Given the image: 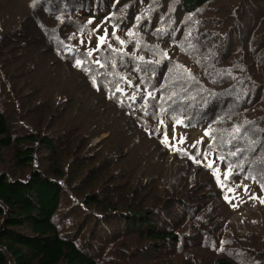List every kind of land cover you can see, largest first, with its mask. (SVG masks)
<instances>
[{
	"label": "rangeland",
	"instance_id": "obj_1",
	"mask_svg": "<svg viewBox=\"0 0 264 264\" xmlns=\"http://www.w3.org/2000/svg\"><path fill=\"white\" fill-rule=\"evenodd\" d=\"M39 1L42 9L26 0H0V112L7 117L12 125L10 128L15 129V135L41 136L51 132L49 136L55 141L60 156L66 157V164L72 158V148L79 145L80 152H84L83 159L88 162L85 172L91 168L93 170L87 174V182L89 184L91 179V183L84 188V184L81 187L70 175L66 178L67 193L78 201L87 190H98L101 196H105L106 202L108 193L110 200L122 207L132 199V189L142 186L155 193L174 196L184 178L194 194V200L187 199L184 203L185 199H181L186 210L184 218L174 213L177 219L173 221V226L178 227L177 233L181 234L184 243H188L190 237L192 244L201 245L198 251H190L196 264H210V260L217 256L237 264H264V239L262 234L256 232L257 228L264 231V203L261 202L264 195L259 185L244 177H236L233 171L230 178L224 181L227 166H223L221 160H213L211 155L209 161L213 168L209 171L197 170V162L192 165L180 151L187 146L199 145L197 142L200 140L205 142L206 150L211 144L214 123L213 126L206 123L200 128L175 124L173 116L162 118V114H158L160 103L156 98L175 82L179 86L178 91L186 88L204 97L205 104L199 105L203 112L201 118L223 123L220 132L222 129L234 132L239 127L240 139L264 135V13H256V9L248 8L249 2L245 0H211L191 16L175 9L179 0H119L118 3L117 0H87L90 6L85 0H59L57 7L48 0ZM158 12L162 16L168 14L169 19L164 17L161 20ZM137 16L141 17L139 22L135 19ZM224 16H227L226 20H223ZM71 18L88 25V31H73ZM89 20L92 22L88 23ZM120 20L128 24L131 35L128 34L129 30H117ZM175 22H179L177 27L170 30L163 28ZM254 24L262 26L259 29L261 33H257L256 29L251 30ZM143 25L147 31L151 28L155 32L144 30L146 41L150 43L148 47L156 49L155 42L162 41L157 29L176 40L170 45V63L154 70L161 79H165V83L161 82L150 89L138 84L140 93H135V101L143 98V102L153 108L150 119L157 124L136 113L135 109L119 107L98 92L83 88L84 80L71 69L72 62L75 66L76 59L83 54L79 49H95L97 38L104 36L105 31L107 36L103 45L113 42L110 36L115 31V37L119 38L116 40H123L124 44L119 45L124 46L136 42L137 29ZM229 30L232 38L224 53L228 55L227 60L220 62L214 59L208 64L218 70L217 79L207 77L208 72L202 65L191 68L194 60L197 64L205 60V52L209 57L217 58L216 49L227 44ZM245 30L251 31L246 37H241L239 33H245ZM192 32L195 33L190 38L180 41V35L185 38ZM81 41L84 44L79 45ZM200 41L204 44L202 49L199 48ZM196 42L198 50L194 49ZM65 45L73 46L76 51L70 54ZM71 55H75L72 61L68 57ZM90 59L95 61L97 57L92 55ZM150 73L148 71L149 76ZM161 85H164L163 89ZM145 89L154 92L155 98L146 102ZM156 128L163 130L160 138ZM99 131L104 133L99 135ZM165 131L169 137L168 144L161 143ZM205 131L211 132L212 136L205 135ZM180 137H183V143H180ZM13 153L12 148L4 150L0 172L27 178L29 168L17 167L11 158ZM40 153L37 166L46 163ZM189 156L193 157L191 154ZM215 169H218L219 178L225 184L223 188L213 175ZM206 172L210 173L207 175ZM209 177L215 182V189L208 186ZM244 185H247V192ZM77 186L79 189L76 191L85 192L76 195L74 188ZM229 187L233 192L227 191ZM118 188L119 193L110 196ZM216 189L226 205H221ZM225 195H228V200ZM250 196L256 198L250 199ZM71 197L68 201L73 203V209L67 210L63 202L57 218L65 226L72 225L71 230L82 223L86 226L85 231H88L90 226L96 224L93 214L89 209L82 210V205L77 200L71 201ZM172 205L175 210L176 202ZM77 210H82L81 217L73 215ZM62 214L67 216L68 221L64 222ZM189 216L190 221L182 222L180 226L179 222L187 220ZM116 221L113 219L109 223L105 220L112 230L116 225L111 223L117 224ZM88 233L90 238L86 239L84 250L91 252L97 261L100 260L98 264H188L178 258L177 250L171 249L166 253L160 249L154 252L143 240L127 232L116 231L108 238H103L102 230L94 237L93 232L89 230ZM83 236H80L81 246L84 244ZM203 245L210 248L203 249Z\"/></svg>",
	"mask_w": 264,
	"mask_h": 264
},
{
	"label": "trees",
	"instance_id": "obj_2",
	"mask_svg": "<svg viewBox=\"0 0 264 264\" xmlns=\"http://www.w3.org/2000/svg\"><path fill=\"white\" fill-rule=\"evenodd\" d=\"M26 1L31 2L34 7L41 8L39 0L35 3H33L35 0ZM48 1L55 7H57L59 3V0ZM85 1L86 4L90 6V2L87 0ZM102 1L106 2V0ZM210 1L211 0H179L177 5H175V9L191 16L197 9L207 6ZM245 1L249 2L248 8L256 9V13H264V7L261 11V6H264V0ZM108 2L110 1L108 0ZM97 3H99V1H97ZM241 13H244V11ZM158 14L161 20H164V17H166V20L169 19L168 14L164 16L159 12ZM226 19L227 16H224L223 20ZM71 23L73 31L77 32V29L80 30L82 28L84 31H88L89 29L88 25L86 26V24L75 18H71ZM83 24L86 27L83 26ZM178 25L179 22H177V24L175 22L163 28L170 30ZM255 29L258 30L257 33L262 32L259 30L262 29L260 25L257 26L254 24L251 30ZM117 30L124 32L130 30V27H128L127 23L120 20L119 25H117ZM137 30L138 33L135 36L136 42H129L121 46L118 40L113 37V33H111L110 38L113 42H110V44L112 47L109 48V44L102 45L99 52L93 53V56L99 57L101 62L105 64V68H99L95 63H85L81 67H77L76 65L74 66L72 62L71 69L84 80L83 88L88 87L91 91L98 92L106 100L119 105V107H130L131 109H135V112L139 115L147 117L148 120L155 122L154 119H150L152 118L150 111H152L153 108L151 106H145L143 98L135 102L128 99L130 94L135 90L133 87H129L127 83L120 80V77H127L132 81L133 85L142 84L143 87H147L146 89H150V87L161 82L165 83V79H161L159 74H155L154 70L170 63L168 61V59H171L168 54L171 52L170 45L176 40L173 41L169 34H164L160 31L159 36L162 43L159 41L155 42L157 48L154 49L148 47L150 43L146 41L147 38L144 34V30L147 31V28L143 25ZM251 30L243 31L245 33L240 32L239 35H241V37H246ZM147 32L155 33L151 28ZM194 33L195 32L188 34L185 38H181L180 35V41L184 42V40L188 39V37L190 38ZM176 37L177 36H175V38ZM231 38L229 30L227 44L222 45L219 50L216 49L218 53L217 58L213 56L209 57V54L205 52L203 53V59L205 60L198 61V64L194 60L191 68L200 67L202 65V68L208 72L206 74L207 77L217 79L218 70H214L208 64L214 62V59H218L220 62L227 60L228 55L224 53L228 47L227 45L231 42ZM82 44L84 43H80L79 45ZM197 45L198 43L196 42L194 49H196ZM199 48H204V44H201V41ZM79 50L83 53L80 57L81 60L91 61V57L84 55L87 52L86 50ZM163 53H167V57H164L162 55ZM160 55L162 57L159 59L152 58ZM68 57L70 61L75 59V55ZM139 57H143V60H140ZM156 61H159V63H156ZM113 64L115 67L112 66ZM84 68H89L90 71H85ZM148 71L151 72L150 76L148 75ZM108 72H111L112 75H107L106 73ZM93 76L96 77L95 84L93 83ZM208 82H213V80H209ZM116 83L121 84L124 89V94L116 93L113 95ZM127 87L129 90H127ZM178 88V84L172 82L168 88H165L164 92L159 93L156 97L157 103H160V111L158 114H162V118L173 116V119L183 121L182 124L186 128H200V126L206 123L209 125H212V122L214 123V126L212 125L213 136L211 132L209 134V137L212 136L211 144H208L209 147H207L206 150L204 148L205 142L200 140L202 142L199 145H195V147L187 146L180 151L183 153L184 157H188L187 161L192 165L196 164V162L190 158L189 154H191L196 157V160L201 159V162L196 164L199 166L197 170L209 171L210 168L207 167V164L210 160V155L213 160H219L218 157L224 155L225 159L221 161L223 166L228 167L229 164L236 165V167L233 168L235 176L244 177L247 181L258 184L264 195V187H262V185H264V163H258V161L264 159V151L262 150L264 147V141H262V139L264 140V135L261 134L259 138L256 137L254 139L251 137L240 139L238 134L236 139H233V132H231L230 129L226 131L222 129L221 132L223 133H221L219 129L224 126L223 123L209 120L208 118H201L203 112L200 106L205 104L204 97L201 94H193L191 92L193 90L188 91L186 88H182L178 91ZM262 90L264 91V86ZM137 93H140V91ZM173 93L177 95L173 97L172 100H168V97H172ZM161 97H164V99H160ZM196 97L198 99L197 103ZM7 99L10 101L9 96H7ZM161 109H164V111H161ZM11 126L7 117H5L3 112H0V159L2 158L4 150L12 148L14 153L11 158L14 164L17 167H27L30 171L28 172L27 178H17L0 172V264H98L100 260L97 261L92 256L91 252L84 250L86 239L90 238L88 233L89 230L93 232L92 237H94L99 230L104 231L103 238H108L110 234H114L116 231L127 232L143 240L154 252H159L160 249H163L166 253L171 249L174 251L177 250L179 259L185 260L188 264H196L193 257L190 256V251H198L201 245L197 243L192 244L190 237L189 242L184 243L180 236L181 234L177 233L178 227L173 226V221L177 219V217L173 216L174 213H176L179 218H184L186 210L185 207L182 206L181 199H185L183 201L184 203L185 201L187 202V199L191 201L194 200V194L187 187V182L183 180L184 178L178 190L174 193V196L155 193L152 189H146L145 186L132 189V199L127 202L128 204H122L124 208L112 202L109 198V194L106 192L105 193L108 195L106 197L107 202L105 201V196L103 194L101 196V192L99 193L98 190H87L86 193L83 190L76 191V189H79L77 186L74 188L76 195L85 192L83 198H79L78 201L77 198L74 199V196L67 193L66 178L70 175L75 182L80 183L81 187L82 184H84V188L88 184L87 174L93 170V168H91L85 172L84 168H87L86 164H88V162L83 159L84 152H80L79 145L77 144L72 148V158L70 157L69 163L66 164V157L60 156L55 141L49 136L52 134L51 132L43 133L41 136L37 134H26L25 136H21V134L15 135L16 133L13 132L15 129H11ZM102 133H104V131H99L97 134L101 135ZM162 133L163 130L160 129L158 138L161 137ZM249 141L255 142L254 145L246 148V150L237 157L227 155V153L234 150L235 147L245 148ZM39 151H41V156L46 160V163L44 165L41 164V166H37ZM198 151L200 153L199 155H197ZM205 151L211 153L207 159L202 157ZM74 153L79 154V156L76 157ZM241 160H245V163L242 165L240 163ZM34 166H36V168H34ZM208 173L210 172H206L205 174L208 175ZM209 179L208 186L215 189V182L211 177H209ZM90 180L88 185L91 183ZM122 185H125V183ZM120 188L126 190L125 187ZM118 191L119 188L114 189L110 193V196L119 193ZM219 192L220 191L217 190L218 198L222 205L224 203L221 201ZM69 197H71L70 200H77V202L82 205V210L89 209L92 212L96 224L90 226L88 231H85L86 226L82 223L80 225L77 224V228L74 227V229L71 230L70 227H72V225L65 226L62 224L63 222L57 218L62 205L65 204L67 210L73 209V203L68 201ZM175 202L176 206L174 210V205L172 204ZM196 206H194V209H196ZM261 207L262 206H260V208ZM82 210L74 211L73 215L81 217L83 215ZM119 210L124 211V213L119 212ZM190 216L187 220L180 221L179 224L190 221ZM62 219H64V222L68 221L66 220L67 216H63V214ZM113 219L117 220V224H115V222L111 223L116 225L115 230H112L111 226H109V223ZM105 220L109 221V223L107 224ZM181 225L182 224H180V226ZM256 232L262 234V238L264 239V231L257 228ZM81 234L84 235L83 246H81L80 243ZM205 247L210 248L206 245H203L202 248L205 249ZM210 264L237 263H233L225 257L217 256L210 260Z\"/></svg>",
	"mask_w": 264,
	"mask_h": 264
},
{
	"label": "snow or ice",
	"instance_id": "obj_3",
	"mask_svg": "<svg viewBox=\"0 0 264 264\" xmlns=\"http://www.w3.org/2000/svg\"><path fill=\"white\" fill-rule=\"evenodd\" d=\"M118 2H119V0H117V3H118ZM110 18H111V17L106 18V19H110ZM135 19L137 20V22H139L140 19H141V17H140V16H137ZM91 22H92L91 20L88 21V23H91ZM135 26H136V25H134V27H135ZM98 27H99V26H98ZM80 31H84V29L82 28V29H80ZM157 31L159 32V31H162V30H161V29H157ZM128 34H129V35L132 34L131 29L129 30V33H128ZM106 36H107V32L105 31V35H104V36H99V37L97 38V47H96L95 49H92V50L87 51L86 54H84V55H86L87 57H91V56L93 55L94 52H99L100 49H101V46L104 44V41H105ZM113 37H115V31L113 32ZM115 38H116V39H119L118 37H115ZM69 39L71 40V39H73V37H69ZM62 43H63V42H62ZM81 43H83V41H81ZM119 43H120L121 45H123V44H124V41H123V40H119ZM108 47L111 48V47H112L111 44H109ZM65 48L67 49V51H68L70 54L76 51V49H75L73 46H70V45H65ZM116 51H119V50H116ZM162 55H163L164 57H167V53H163ZM139 59H140V60H143V57H139ZM85 63H95L99 68H105V64L101 62V60H100L99 57H98L95 61H87V60H81V59H76V61H75V64H76L77 67H81V66H82L83 64H85ZM156 63H159V61H156ZM112 66L115 67L114 64H113ZM84 70H85V71H90L89 68H84ZM137 70H138V69H137ZM106 74H107V75H112L111 72H108V73H106ZM120 80H122V81H124L125 83H127V85H128L129 87H133V88H134L135 91L133 92V94H132L131 96L128 97V99H130V100H132V101H135V99H136V94H135V93H136L137 91H140V86H139V85H133V84H132V81H131L129 78L124 77V76H121V77H120ZM95 81H96V77L93 76V83H94V84H95ZM163 88H164V85H161V89H163ZM145 91H146V93H147L146 96L144 97V99H145L146 102H147V100L150 99V98H155V94H154V92L147 91V90H145ZM116 93L124 94V89H123V87L121 86L120 83H116V84H115V91H114L113 95H115ZM176 95H177L176 93H173L172 97H168V100H172L173 97H175ZM160 99H164V97H161ZM145 106H147V105L145 104ZM161 111H164V109H161ZM146 114H147V113H146ZM160 123H161V125H162V124H163V121H161ZM180 123H183V121H181V120H179V119H177V120L175 121V124H180ZM157 131L159 132V131H160V128H158ZM240 131H241V129H240L239 127H237V128L234 130V132L232 133V137H233V139H236V137H237V135L240 133ZM209 134H210V133H209L208 131H205V135H209ZM173 138H175V135L173 136ZM168 142H169V137H168V135H167V133H166V131H165V133H164V135H163V138H162V140H161V143L168 144ZM183 142H184V141H183V137H180V143H183ZM201 142H202V141H198L197 144H199V143H201ZM254 143H255V142H253V141H249V143L246 145L245 148L235 147L234 150L228 152L227 155L232 156V157H237V156L240 155L242 152H244V151L246 150V148H248V147H252V146L254 145ZM194 147H195V145H194ZM210 148H211V145H210ZM199 154H200V153H199V151H198V152H197V155H199ZM210 154H211L210 152H205L203 155H204L205 159H207V157H208ZM190 158L193 159V160H194L195 162H197V163H200V162H201V161H199V160H196V157H194V156H193V157H190ZM218 159L221 160V161H223V160L225 159V156H224V155H221V156L218 157ZM240 163H241V165L244 164V163H245V160H241ZM258 163H264V159H261L260 161H258ZM207 167H209L210 169L213 168V164H212L211 161L208 162ZM234 167H236V165H234V164H229V165H228L227 170H226V171L224 172V174H223V175H224V181H227V180L230 178V176L232 175V171H233V168H234ZM213 175L216 176L218 183L221 184V187H222V188L225 187L224 182L221 181L220 178H219V171H218V169L213 170ZM246 178H251V177H246ZM262 187H264V185H262ZM244 190H245V192H247V185H244ZM227 191H228V192H233V189L229 187V188L227 189ZM249 198H250V199H255L256 197H254V196H250ZM225 199H226V200L229 199L228 195H225ZM261 202L264 203V200H262ZM222 243H223V242H222Z\"/></svg>",
	"mask_w": 264,
	"mask_h": 264
}]
</instances>
